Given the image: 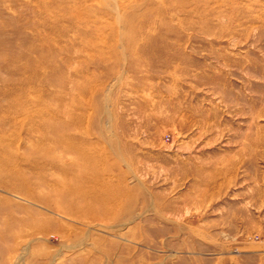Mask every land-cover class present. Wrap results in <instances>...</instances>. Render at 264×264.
Listing matches in <instances>:
<instances>
[{"label":"rangeland","instance_id":"obj_1","mask_svg":"<svg viewBox=\"0 0 264 264\" xmlns=\"http://www.w3.org/2000/svg\"><path fill=\"white\" fill-rule=\"evenodd\" d=\"M0 264H264V0H0Z\"/></svg>","mask_w":264,"mask_h":264}]
</instances>
